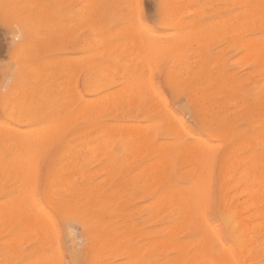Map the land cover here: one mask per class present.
I'll use <instances>...</instances> for the list:
<instances>
[{"label":"rangeland","instance_id":"1","mask_svg":"<svg viewBox=\"0 0 264 264\" xmlns=\"http://www.w3.org/2000/svg\"><path fill=\"white\" fill-rule=\"evenodd\" d=\"M263 70L264 0H0V203L3 204L0 206H4V216L0 219L5 216L7 219L0 220V264H155L153 243L159 236L154 231L164 222L159 217L153 219L152 211L153 206H159L163 185L155 180L152 184V174L157 176L159 172L156 173L154 166L153 173L149 163L171 152V178L180 186L183 183L188 186L199 177L193 170L195 162L191 154L200 151L203 147L200 145L207 146L206 143L209 148L210 144L217 146L212 147L210 168L208 164L203 167L210 171L209 180H206L209 186H205L204 217L212 234L215 232L217 237H214L230 252L234 262L219 261L220 258H205L203 262L264 264V215L255 213L256 208L264 206V185L259 183V186L251 180L245 184L240 182L241 177L239 181H232L236 180V175L238 178L241 175L239 169L233 178L227 176L221 185V165L231 146L241 142L243 146L239 145L243 148L236 149L233 158L244 156L250 148H247L249 138L264 129ZM135 81L145 82V86L151 83L152 86L146 88L142 86L144 83L138 84L144 88L140 91L143 93L150 87V92L155 91L158 97L154 93L151 94L154 98L150 96L149 90L145 94L136 91L139 87H135ZM130 82L135 89L129 87L136 94H130L127 88V96L123 85ZM112 91L118 96L110 93ZM201 93L205 98L200 101L203 105L196 102L202 98ZM109 96L117 98L111 97L114 101L111 99L113 103H110ZM98 97L100 100H96ZM104 100L109 102L108 107ZM102 101L110 113H105ZM90 103L87 120L84 106ZM99 104L104 106L103 110ZM94 108L100 111L95 113L98 118L93 119ZM75 110L78 116L83 113L84 120L77 119ZM90 122H101L102 128L113 131H107L109 134L103 131V134L99 124L93 127ZM129 123L136 133L148 123V126L154 125L150 126L154 128L147 138L155 145L154 152L153 146L147 148V140L142 143L137 139L138 134L137 138L136 135L132 137V132L127 135L132 129L123 133L126 137H121L119 131L118 136L114 135L117 131L112 126L117 130L127 125L130 129ZM138 123L141 125L136 129L134 126ZM177 124L189 134H182L185 130ZM29 131H34L32 135L42 134L41 139L30 140ZM141 132L140 129L139 134ZM25 135L30 141L21 138L24 144L20 137ZM202 141L206 143L200 144ZM101 143H105L103 147ZM181 145L185 147L179 148ZM29 159L36 161L35 169H31L32 165L30 169L26 167ZM231 159L225 163L229 164ZM28 170H33V174H28ZM21 171L28 172L27 180H21L26 175ZM202 173L203 178L208 176L204 170ZM29 181L32 182L28 184ZM248 183H252L251 189L247 188ZM28 185L32 191L29 187L23 188ZM222 193L233 196L232 200L244 209L245 215L241 212L238 219L244 223L248 220V225L253 223L245 224V228H251L257 220L260 223L256 229V224L251 230L247 229L253 234L248 235L253 238L251 241L259 240L254 244L249 239L251 248L257 249L256 254H243L232 239L230 228L221 215ZM31 194L34 201L30 199ZM252 197L260 204L254 201L246 205ZM49 226L55 231L54 236ZM50 234L57 239L49 237ZM184 234L179 236L182 238ZM56 245L59 251L53 255ZM172 253L175 252H168L170 256Z\"/></svg>","mask_w":264,"mask_h":264},{"label":"bare ground","instance_id":"2","mask_svg":"<svg viewBox=\"0 0 264 264\" xmlns=\"http://www.w3.org/2000/svg\"><path fill=\"white\" fill-rule=\"evenodd\" d=\"M179 37V36H178ZM177 37V38H178ZM150 38V37H149ZM150 39H152V38H150ZM150 42V41H149ZM160 45V44H159ZM147 49V48H146ZM256 49V48H255ZM248 50V49H247ZM258 50V49H257ZM158 51V50H157ZM177 52V51H176ZM180 52V51H179ZM174 53H175V51H174ZM145 54V53H144ZM178 54V53H177ZM246 55V54H245ZM141 56V55H140ZM155 56H158V55H155ZM154 56V57H155ZM249 56V55H248ZM247 56V57H248ZM252 56V55H251ZM142 57V56H141ZM151 57H153V56H151ZM262 58V57H261ZM142 59V58H141ZM147 59H149V57L147 58ZM243 59V58H242ZM173 60V59H172ZM259 60H261V59H259ZM151 69H152V67H150ZM154 68V67H153ZM192 69V68H191ZM254 69H255V67H254ZM117 70V69H116ZM148 72H149V70H147ZM171 71V70H170ZM264 71V70H263ZM91 72V71H90ZM102 73H103V70L101 71ZM104 72H106V71H104ZM260 73V72H259ZM104 74V73H103ZM145 75V74H144ZM260 76V75H259ZM150 77V76H149ZM149 77H147L148 78V80H149ZM257 77V76H256ZM260 77H262V76H260ZM145 78H146V76H145ZM142 79V78H141ZM141 79H140V81H141ZM178 79V78H177ZM133 81V80H132ZM210 81V80H209ZM216 81V80H215ZM136 82V81H135ZM89 83H91V82H89ZM144 83V84H143ZM258 83V82H257ZM263 83V82H262ZM125 84V83H124ZM127 84V85H126ZM125 85V87H124V85H123V88H125L126 90H125V92L127 91L128 92V90H127V88L129 89V91L131 92H129L130 94H132V93H135V91L133 90H131V89H135V87L137 86V87H139V86H141L142 84V86L143 87H145L146 88V86L148 85V84H146V86H145V82H136V84H135V87H134V85L133 86H130V84H133L132 82H130V83H126ZM129 84V85H128ZM138 84H139V86H138ZM223 84V83H222ZM151 85V83L148 85V86H150ZM183 85V84H182ZM212 85V84H211ZM131 87V89H130V87ZM152 86V85H151ZM173 86V85H172ZM220 86V85H219ZM142 87V88H143ZM191 87V86H190ZM196 87V86H195ZM214 87V86H213ZM119 88H121V86L119 87ZM140 88L141 87H139V88H137V90L136 91H140ZM142 88H141V91H142ZM153 88V87H152ZM177 88V87H176ZM179 88V87H178ZM144 89V88H143ZM149 89H150V87H149ZM148 89V87H147V89L144 91V92H146V91H148L149 90ZM209 89V88H208ZM119 90H122V88L121 89H119ZM151 90H153V89H151ZM200 90V89H199ZM211 90V89H210ZM111 91V90H110ZM140 91V92H141ZM203 91V90H202ZM115 92V91H114ZM122 93H123V91H121ZM120 92V93H121ZM126 92V93H127ZM143 92V93H144ZM192 92V91H191ZM110 93H112L113 94V91L112 92H110ZM142 93V92H141ZM142 93V94H143ZM147 93V92H146ZM152 93H154L155 95L157 94L155 91L153 92L152 91ZM151 92H150V90H149V93L148 94H150V96H153V98L155 97L154 95H151L152 94ZM189 93V92H188ZM218 93V92H217ZM220 93V92H219ZM225 93V92H224ZM111 94V95H112ZM114 94H116L117 96H118V93L116 92V93H114ZM113 94V95H114ZM124 94V93H123ZM136 94V93H135ZM135 94H133V95H135ZM141 94V95H142ZM145 94V93H144ZM202 94H204V93H201V95L200 96H202ZM208 94H209V92H208ZM108 95V94H107ZM122 95V94H121ZM129 94L127 93V96H128ZM139 95H140V93H139ZM138 95V96H139ZM140 95V96H141ZM106 96V95H105ZM104 96V97H105ZM117 96H116V98H117ZM120 96V95H119ZM136 96V95H135ZM134 96V97H135ZM144 96V95H143ZM148 96V95H147ZM157 96V95H156ZM195 96V95H194ZM107 97V96H106ZM105 97V98H106ZM111 97H113V96H111ZM110 96H109V98H110V103H113V98L114 99H116L115 97H113V98H111ZM158 97V96H157ZM156 97V98H157ZM160 97V96H159ZM214 97V96H213ZM264 97V96H263ZM100 97H98L96 100H98ZM108 98V99H109ZM119 98H121V97H119ZM126 98V97H125ZM130 98H131V96H130ZM136 99H138V98H140V97H135ZM148 98V97H147ZM147 98H146V100H147ZM149 98H151V97H149ZM262 98V97H261ZM111 99L113 100V101H111ZM122 99H124L123 97H122ZM129 99V98H128ZM152 99V98H151ZM196 99V98H195ZM203 99H205L203 96H202V98L201 99H197L198 101H196V102H198V103H200V101H204ZM100 100V99H99ZM107 100V99H106ZM106 100H104L105 102H106V104H107V107H108V104H109V102L108 101H106ZM133 99H131V101H132ZM156 100V99H155ZM161 100V99H160ZM213 100H215V99H213ZM212 100V101H213ZM231 100V99H230ZM261 100V99H260ZM136 101V100H135ZM134 101V102H135ZM151 101V100H150ZM149 101V102H150ZM256 101V100H255ZM103 102V101H102ZM108 102V103H107ZM202 102L200 103L201 105H203L202 104ZM217 102V101H216ZM118 103V102H117ZM158 103H160V102H158ZM103 105H104V102L102 103ZM100 105L99 104V108L101 109V108H103L104 106L103 105ZM119 104V103H118ZM132 104V103H131ZM148 104V103H147ZM206 104V103H205ZM208 104V103H207ZM91 105V103L89 104V105H86V107L84 106V110L87 108V110H85V111H87V112H85L84 114H88V106H90ZM97 105V104H96ZM128 105V104H127ZM151 105V104H150ZM153 105V104H152ZM158 105V104H157ZM95 106V105H94ZM103 106V107H102ZM111 106V105H110ZM118 106V105H117ZM126 106V105H125ZM124 106V107H125ZM154 106V105H153ZM199 106V105H198ZM96 107H98V106H96ZM106 107V106H105ZM107 107H106V110H105V113L108 111L107 110ZM116 107V105L114 106V108ZM197 107V106H196ZM216 107V106H215ZM83 108V107H82ZM98 108V110L96 109V108H94L95 110H94V116L92 117V113H90V115H91V118H93L94 119V117L96 116V114L95 113H99V111H100V109ZM112 108V107H111ZM110 108V109H111ZM114 108H112V110L114 109ZM119 108V107H118ZM117 108V110H119ZM123 108V107H122ZM166 108V107H165ZM90 109H92L93 110V107L91 108L90 107ZM89 109V110H90ZM109 109V110H110ZM148 109V108H147ZM218 109V108H217ZM91 110V111H92ZM101 110H103V109H101ZM76 111V110H75ZM151 111V110H150ZM209 111V110H208ZM90 112V111H89ZM93 112V111H92ZM111 111H109V112H107V113H110ZM112 112H115V111H112ZM167 112V111H166ZM221 112V111H220ZM75 113H77V119H82V118H84V115H83V113H82V115L81 114H79L80 116H78V111H76ZM101 113H102V111H101ZM106 113V114H107ZM116 113V112H115ZM132 113V112H131ZM169 113H170V111H169ZM222 113V112H221ZM260 113V112H259ZM197 114V113H196ZM214 114V113H213ZM99 115H101V114H99ZM105 115V114H104ZM103 114L101 115V116H104ZM111 115V114H110ZM170 115V114H169ZM171 115H172V113H171ZM251 115V114H250ZM83 116V117H82ZM89 116V114L88 115H86V117H87V120H88V118L90 117H88ZM108 116V115H107ZM168 116V115H167ZM199 116V115H198ZM225 116V115H224ZM253 116V115H252ZM257 116V115H256ZM97 118H98V115L96 116ZM106 117V116H105ZM172 117H173V115H172ZM74 118V117H73ZM75 118H76V116H75ZM131 118V117H130ZM176 117H175V115H174V119H175ZM210 118H211V116H210ZM254 118V117H253ZM258 118V117H257ZM108 119V118H107ZM223 119H225V118H223ZM70 120H71V118H70ZM82 120H84V119H82ZM85 120H86V118H85ZM97 120V119H96ZM95 120V121H96ZM154 120V119H153ZM233 120V119H232ZM151 121V120H150ZM175 121H176V119H175ZM178 121V120H177ZM177 121H176V123H177ZM65 122V121H64ZM94 122V121H93ZM174 122V121H173ZM219 122H220V120H219ZM255 122V121H254ZM101 123V122H100ZM100 123L99 122H96L95 124H99L98 126H101L100 125ZM107 123V122H106ZM120 123V122H119ZM118 123V124H119ZM124 123V122H123ZM123 123H121L122 125H123ZM131 123V122H130ZM129 123V124H130ZM137 123V122H136ZM135 123V124H136ZM152 123V122H151ZM150 123V124H151ZM175 123V124H176ZM198 123V122H197ZM89 124H91V122L89 123ZM94 124V123H93ZM93 124H91V126H95V124L93 125ZM117 124V125H118ZM125 124H126V122H125ZM124 124V125H125ZM128 124V125H129ZM132 124H134V123H132ZM144 124H146V123H144ZM149 124V123H148ZM148 124H146V125H144V126H142V128H136V127H140L139 125H141V124H139L138 123V126L137 125H135L134 127L136 128V129H138V132L136 133V131L137 130H135V129H132V127H133V125L131 126V124H130V126L129 127H131L130 129L129 128H127L128 126L126 125V129L127 130H125L124 129V127L123 126H120V127H122V129L121 128H119L118 129V127H117V130H116V126H115V128H113V126H112V129H114L115 131H117L116 132V134H114L115 133V131H114V135L115 136H118V131H119V133H122V134H119V135H121V137L122 136H124V135H126V134H123L124 132H127L128 130H131L130 132H128L127 133V135L129 134V133H131V135H132V137L133 136H135L136 135V138L139 140V139H141V140H139V141H141L142 143H143V141H145V140H147V138H150V136H151V132H152V130H153V128L154 127H150V126H154L155 124L154 123H152V124H154V125H150V126H148ZM256 124V123H255ZM264 124V123H263ZM115 125V124H114ZM143 125V124H142ZM162 125H163V123H162ZM178 126H179V128H181L182 129V131H183V129L184 128H182V126L180 127V125L179 124H177ZM177 125H175V126H177ZM214 125V124H213ZM261 125V124H260ZM59 126V125H58ZM107 126V125H106ZM110 126V125H109ZM50 127V126H49ZM86 127V126H85ZM84 127V128H85ZM89 127V126H88ZM145 127V128H144ZM149 129H148V128ZM56 128V127H55ZM58 128V127H57ZM83 128V129H84ZM100 128V130H102V133H103V131H104V133L106 134L107 133V131L108 132H112V131H110L111 129H107V131H106V128L104 129V128H102V126L101 127H99ZM108 128H110V127H108ZM171 128H173V127H171ZM14 129H15V127H14ZM28 129V128H27ZM30 129V128H29ZM37 129V128H36ZM86 129V128H85ZM89 129H92V128H89ZM120 129H121V131H120ZM140 129H141V133L139 134V132H140ZM181 129H180V131L179 132H181ZM231 129V128H230ZM233 129V128H232ZM17 130V129H16ZM19 130V129H18ZM24 130V129H23ZM35 130V129H34ZM39 130H41V129H39ZM82 130V129H81ZM87 130V129H86ZM122 130H124L123 132H122ZM133 130H134V133H133ZM144 130V131H143ZM174 130V129H173ZM185 130V129H184ZM228 130V129H227ZM22 131V130H21ZM42 131V130H41ZM40 131V132H41ZM51 131V130H50ZM80 131V130H79ZM99 131V130H98ZM175 131H176V129H175ZM37 133H38V131H36ZM43 132V131H42ZM41 132V133H42ZM81 132V131H80ZM84 132V131H83ZM184 132H186V130L185 131H183V133L182 134H184ZM213 132H215V131H213ZM27 133H28V131H27ZM26 133V134H27ZM32 133H34V131L33 132H31L30 133V131H29V134H30V136H28L29 138H30V140L32 139V138H40L41 139V137L43 136H45V134H44V132H43V134L44 135H42V134H40V133H38V134H34V135H32ZM99 133V132H98ZM103 133V134H104ZM217 133V132H216ZM29 134H27V135H29ZM107 134H109V133H107ZM137 134H138V136H137ZM186 134H189V133H187L186 132ZM31 135H32V137H31ZM40 135H42L41 137H39ZM51 135H53V134H51ZM76 135V134H75ZM96 135H98V134H96ZM110 135H112V134H110ZM131 135H129V136H131ZM191 135V134H190ZM26 136V135H25ZM34 136V137H33ZM47 136V135H46ZM54 136V135H53ZM82 137H84V136H82ZM87 137V136H86ZM85 137V138H86ZM90 136H88V138H89ZM97 137H99V136H97ZM107 137V136H106ZM112 137H113V135H112ZM124 137H126V136H124ZM131 137V140L133 139ZM21 138H27V136L26 137H20V139ZM29 138H27V139H25V141H27L28 140V142L30 141L29 140ZM71 138V137H70ZM84 138V139H85ZM235 138H237V137H235ZM47 139V138H46ZM48 139H51V137L50 138H48ZM99 139V138H98ZM101 139H104V137L102 138L101 137ZM105 139H107V138H105ZM104 139V140H105ZM109 139V138H108ZM115 139V138H114ZM196 139H198V138H196ZM199 139L201 140V138L199 137ZM250 140L248 141L249 142V144H248V142H246L247 144V148H249V146H250V148H249V151H251V152H247V153H245V155L243 156H241V157H238V156H236V158H233L234 157V151L236 150V149H242V148H240V145L239 144H241V142H237V143H235L234 144V146H231V151L228 153V155H226L225 156V158H224V160H223V163H222V165H221V168H222V172H223V174H222V176H221V185H222V183H223V180L227 177L228 179H230V178H233L232 176L235 174V172L239 169V171H242V173L241 172H239V173H241V175L239 176V178H238V175H234L235 177V179L236 180H233L232 179V181H234V182H236V181H239V180H237V179H240V177H241V180H240V182L241 181H243L245 184L249 181L250 182V180H251V182H255L256 181V183H258V185H259V183H260V185L262 184V186L264 185V168H261L260 167V165H264V129H262V130H260L257 134H255L252 138L250 137L249 138ZM22 140V139H21ZM38 140V139H37ZM36 140V141H37ZM103 140V141H104ZM130 140V141H131ZM138 140H137V142H138ZM200 140H197V141H200ZM232 141L234 140V139H231ZM23 141V140H22ZM21 141V143H23ZM35 141V142H36ZM100 141V140H99ZM102 141V142H103ZM195 141V140H194ZM32 142H34L33 140H32ZM41 142H42V140H41ZM125 142H126V140H125ZM128 142V141H127ZM134 142V141H133ZM135 142H136V140H135ZM141 142H139V144L141 143ZM188 142V141H187ZM196 142V141H195ZM205 142V141H204ZM204 142L202 141L200 144H204ZM89 143V142H88ZM87 143V144H88ZM93 143V142H92ZM146 143L147 144H149L148 146H147V148H151L152 146H153V152H154V147H155V145L154 144H152L151 143V141H146ZM185 143V142H184ZM191 143V142H190ZM206 143V142H205ZM24 144H25V142H24ZM95 144V143H94ZM97 144V143H96ZM102 144L103 143H101L100 145L102 146ZM105 144V143H104ZM104 144H103V146H104ZM109 144V143H108ZM111 144V143H110ZM128 144V143H127ZM191 144H193V142L191 143ZM243 144H245V143H243ZM107 145V144H106ZM142 145V144H141ZM161 145V144H160ZM172 145V144H171ZM196 145V144H195ZM194 145V146H195ZM206 145L207 146H205V145H200L202 148H200V151H198L197 153H192L191 155H192V157H193V161L195 162L193 165H194V168H193V170H194V172L195 173H199V177H198V179H194L193 181H191V183H190V185L188 184V186H185V183H183L184 185H182V186H180V185H178V184H176L175 182H173V180H172V178H171V173H172V165H173V163H172V160H171V152H168V148L166 149L167 151L166 152H168V153H165L164 155H162V157L160 158V159H158L155 163L153 162V163H149V169L151 168V170H152V172L154 173V166H155V168H156V173H158V174H156L157 176H154V174H152V176H153V179H152V181H153V183L152 184H154V180L155 181H157V182H159V183H162V185H163V192L160 194V196H159V199H158V207L157 208H155L154 206H153V211H152V215H153V219H154V217L155 218H157V217H159L160 218V220L162 221V222H164V224H162V227L161 228H159V229H157V230H155L154 232H155V234H158V239H156V241H154V243H153V250H154V263L155 264H158V263H160V264H169V263H180V264H183V263H186V262H192V263H194V264H206V263H204L203 262V260L205 259V258H207V259H216L217 260V258H220V260L219 261H223L224 259H226V260H228V261H232V263L234 262L233 260H231V259H233V258H231L229 255H230V252H228L226 249H224V248H222V243L220 242V240L219 239H217V238H215V237H217V235H215V232H213V234H212V230H210V226H209V224L206 222V220H205V217H204V205H205V196L207 195V191H206V187H207V185H208V181H206V180H209L208 179V177H209V175H210V171L208 170L209 168H210V165H211V161H212V159H211V157L213 158V150H212V145L210 144L209 146H211V148H209L208 147V144L206 143ZM242 145V144H241ZM24 146V145H23ZM26 146V145H25ZM28 146V145H27ZM42 146V145H41ZM82 146V145H81ZM89 146V145H88ZM93 146V145H92ZM95 146V145H94ZM94 146H93V148H94ZM99 146V145H98ZM100 146V147H101ZM102 146V147H103ZM124 146V145H123ZM127 146V145H126ZM189 146H192V145H189ZM197 146H199V145H197ZM215 146H217L216 144H215ZM214 146V147H215ZM243 146V145H242ZM13 147V146H12ZM37 147V146H36ZM43 147H44V143H43ZM90 147H91V145H90ZM100 147H98V148H100ZM101 147V148H102ZM185 147V145H181V147L179 146V148H184ZM196 147V146H195ZM214 147H213V149H214ZM246 147H244V148H246ZM21 148V147H20ZM77 148V147H76ZM92 148V149H93ZM29 149V148H28ZM89 149V148H88ZM134 149V148H133ZM194 149V148H193ZM30 150H31V146H30ZM36 150H37V148H36ZM58 150V149H57ZM100 149H98V151H99ZM102 150V149H101ZM196 150H198V149H195V151ZM207 150H209V151H207ZM245 150V149H244ZM27 151V150H26ZM66 152L65 153H67V150H65ZM69 151V150H68ZM90 151H91V149H90ZM140 151V150H139ZM150 151V150H149ZM212 151V152H211ZM44 152V151H43ZM182 152V151H181ZM190 152V151H189ZM191 152H193V150L191 149ZM27 153V152H26ZM38 153V152H37ZM69 153V152H68ZM93 153V152H92ZM139 153V152H138ZM164 153V152H163ZM39 154V153H38ZM43 154V153H42ZM103 154V153H102ZM141 154V153H140ZM210 154V156H208ZM26 155V154H25ZM30 155V154H29ZM146 155V154H145ZM18 156V155H17ZM28 156V155H27ZM100 156V155H99ZM159 156V155H158ZM15 157V156H14ZM24 157V156H23ZM29 157V156H28ZM27 157V158H28ZM34 157H35V155H34ZM189 157V156H188ZM21 157H19V159H20ZM26 158V157H25ZM26 158V159H27ZM36 158H37V155H36ZM36 158H34V159H36ZM96 158V157H95ZM144 158V157H143ZM232 158V159H231ZM18 159V160H19ZM77 159V158H76ZM128 159V158H127ZM154 159V158H153ZM153 159H151V160H153ZM190 159L192 160V158L190 157ZM189 159V160H190ZM227 159H231L230 161H229V164H226L225 162H226V160ZM0 160H1V158H0ZM12 160V159H11ZM16 160V159H15ZM21 160V159H20ZM28 160V159H27ZM63 160V159H62ZM61 160V161H62ZM93 160V159H92ZM150 160V161H151ZM25 161V160H24ZM23 161V162H24ZM32 161V162H31ZM34 161V162H33ZM180 161V160H179ZM21 162V161H20ZM52 162V161H51ZM71 162H72V160H71ZM152 162V161H151ZM13 163V162H12ZM17 163V162H16ZM30 163H32V164H30ZM34 163H36V161L35 160H33V159H29V164L26 166V167H28V169H30V165H32V168L31 169H35L34 168V166L33 165H35ZM177 163V162H176ZM180 163V162H179ZM184 164V163H183ZM206 164H208V166H209V168L208 169H203V167L204 166H206ZM144 165V164H143ZM142 165V166H143ZM147 165V164H146ZM192 165V164H191ZM9 166V165H8ZM18 166V165H17ZM24 166V165H23ZM23 166H22V168H23ZM49 166V165H48ZM57 166H58V164H57ZM68 166V165H67ZM55 167H56V165H55ZM112 167V166H111ZM144 167V166H143ZM191 167H193V166H191ZM14 168V167H13ZM19 168V167H18ZM205 168V167H204ZM15 169H16V167H15ZM14 169V170H15ZM21 169V168H20ZM141 169H142V167H141ZM189 169V168H188ZM204 170V173H207V174H205L207 177V179L206 178H203L202 176H203V173H202V175L200 174L201 172H203V170ZM19 170V169H18ZM17 170V171H18ZM24 170V169H23ZM96 170V169H95ZM99 170V169H98ZM108 170V169H107ZM147 170H148V168H147ZM183 170V169H182ZM189 170H191V168L189 169ZM202 170V171H201ZM9 171H11V170H9ZM12 171H13V169H12ZM11 171V172H12ZM33 171V170H32ZM31 170H28V174H30V175H32L33 174V172H32ZM104 171V170H103ZM135 171V170H134ZM133 171V172H134ZM178 171V170H177ZM19 172V171H18ZM18 172H17V174H18ZM22 172V171H21ZM24 172V171H23ZM22 172V173H23ZM26 172H24V174L26 173ZM60 172V171H59ZM144 172V171H143ZM183 172H184V170H183ZM189 172V171H188ZM209 172V173H208ZM26 173V175H27V177H26V175H23V176H25V178H21V180L22 179H28V174ZM52 173L54 174V172L52 171ZM63 173V172H62ZM106 173V172H105ZM135 173V172H134ZM190 173V172H189ZM11 174V173H10ZM21 174V173H20ZM76 174V173H75ZM9 175V174H8ZM14 175V174H13ZM83 175V174H82ZM108 175V174H107ZM143 174H141V176H142ZM187 175V174H186ZM230 175V176H229ZM12 176V175H11ZM56 176V175H55ZM59 176V175H58ZM67 176H69V175H67ZM76 176V175H75ZM194 176V175H193ZM192 176V177H193ZM64 177V176H63ZM62 177V178H63ZM71 177H72V175H71ZM102 177V176H101ZM154 177H155V179H154ZM157 177V178H156ZM184 177V176H183ZM205 177V176H204ZM13 178H14V176H13ZM30 178V177H29ZM51 178V177H50ZM59 178H61V177H59ZM67 178V177H66ZM26 179V180H27ZM31 179H33V177L31 178ZM51 179H53V178H51ZM157 179V180H156ZM227 179V180H228ZM141 180V179H140ZM23 181V180H22ZM21 181V183H23ZM49 181V180H48ZM48 181H46V182H48ZM228 181H231V180H228ZM5 182V181H4ZM20 182V181H19ZM26 182V181H25ZM32 181H29L28 182V184L29 183H31ZM225 182H227V181H225ZM142 183V182H141ZM186 183H188V182H186ZM205 183H207V184H205ZM54 185L56 184V183H53ZM58 184V183H57ZM57 184L55 185V186H57ZM228 184V183H227ZM226 184V185H227ZM229 184L231 185L232 183L231 182H229ZM249 184V183H248ZM20 185V184H19ZM26 185V184H25ZM251 185H252V183H251ZM250 184L247 186V188L249 189H251L252 188V186H251ZM259 185V186H260ZM18 186V185H17ZM62 186V185H61ZM63 186H64V183H63ZM206 186V187H205ZM209 186V185H208ZM231 186H233V185H231ZM237 185H235V187H236ZM241 186H243V184L241 185ZM249 186H251V187H249ZM256 186V185H255ZM259 186H256V187H259ZM261 186V187H262ZM21 187V186H20ZM25 187H31L30 185H28V186H24L23 188H25ZM65 187V186H64ZM255 187V188H256ZM4 188V187H3ZM32 188V187H31ZM30 188V189H31ZM208 188V187H207ZM230 188V187H229ZM232 188V187H231ZM237 188H239V187H237ZM240 188H243V187H240ZM254 188V187H253ZM254 188V189H255ZM260 188V187H259ZM263 188V187H262ZM52 189H53V187H52ZM156 189V188H155ZM203 189H205V191L203 190ZM247 189V190H248ZM261 189V188H260ZM260 189H258V191L260 190ZM24 190V189H23ZM27 190V189H26ZM69 190V189H68ZM256 190V189H255ZM255 190H253V191H255ZM4 191V190H3ZM30 191V190H29ZM31 191H32V189H31ZM50 191V190H49ZM65 191V190H64ZM154 191V190H153ZM243 191H245L244 189H243ZM252 191V193H254ZM261 191V190H260ZM259 191V192H260ZM21 192V191H20ZM27 192V191H26ZM57 192V191H56ZM203 192V193H202ZM256 192H257V190H256ZM255 192V194H258V193H256ZM24 193V192H23ZM28 193V192H27ZM30 193L31 192H29V194H27L28 195V197H29V195H30ZM55 193V192H54ZM58 193V192H57ZM61 193V192H60ZM218 193V192H217ZM233 193V192H232ZM263 193V192H262ZM151 194V193H150ZM264 194V193H263ZM22 195V194H21ZM51 195V194H50ZM218 195V194H217ZM229 195V196H228ZM225 194V193H222L221 194V207H222V209H221V215H222V217H223V219H224V221H225V223H226V225H228L229 226V228H230V233H231V236H232V239L234 240V242H236V244L238 243V246H239V251H241V252H243V254H248V255H254V254H256L257 252V249L256 248H258L259 247V245H260V243L259 244H257V246H255L254 244H255V241H257L256 243H258V241L259 240H253V241H251L253 238H250L252 235H250L249 234V232H248V230H251L252 228H253V226L256 224H254L251 228L249 227V228H245V224H246V221H248V220H246V219H248L247 217H246V219L245 218H243V220L245 221V223L244 222H241V219L239 218L238 219V217L240 216L239 214L242 212L243 213V211L242 210H244V209H242L241 208V206L237 203V202H235V200L233 201L232 199H233V196H231L230 194ZM248 195H251V194H248ZM54 196V195H53ZM72 196V195H71ZM153 196H154V193H153ZM31 197H32V194H31V196H30V199H31ZM62 197V196H61ZM67 196H65V197H62V198H66ZM82 197H83V195H82ZM5 198V197H4ZM21 198V197H20ZM98 198V197H97ZM155 198V197H154ZM12 199H14V198H12ZM18 199V198H17ZM23 199V198H22ZM24 199H26L25 198V195H24ZM251 199V200H250ZM249 200L250 201H248L247 200V202H246V205H247V203L249 202L250 204L251 203H254V201H255V204H256V200H254L253 199V197L252 198H250ZM256 199V198H255ZM3 200V199H2ZM16 200V199H15ZM19 200V199H18ZM29 199H27V201H28ZM32 200H33V197H32ZM59 200V199H58ZM94 200H96V199H94ZM152 200V199H151ZM155 200V199H154ZM8 201H10L9 199H8ZM26 201V202H27ZM31 201V200H30ZM29 201V202H30ZM34 201V200H33ZM61 201H66V200H62L61 199ZM81 201H83V200H81ZM153 201V200H152ZM156 201V200H155ZM18 202V201H17ZM66 202H69V200L68 201H66ZM239 202V201H238ZM258 202H259V200H258ZM257 202V204H260V202L258 203ZM3 203V202H2ZM22 203V202H21ZM70 203V202H69ZM76 203V202H75ZM94 203V202H93ZM262 203H263V200H262ZM6 204V201H5V203H4V205ZM7 204H8V202H7ZM18 204V203H17ZM32 204H34L33 202H32ZM30 205V206H33V208L35 209V206L34 205ZM78 204V203H77ZM245 204V203H244ZM264 204V203H263ZM0 205H3V204H1L0 203ZM9 205V204H8ZM151 205H153V204H151ZM150 205V207L152 208V206ZM156 205V204H155ZM242 205V204H241ZM245 205V206H246ZM7 206V205H6ZM10 206V205H9ZM8 206V207H9ZM20 206V205H19ZM26 206V205H25ZM24 206V207H25ZM29 206V205H28ZM30 206H29V208H30ZM244 206V205H243ZM244 206V207H245ZM257 205H255L254 207H256ZM1 207V206H0ZM7 207V208H8ZM49 207V206H48ZM138 207V206H137ZM247 207V206H246ZM245 207V208H246ZM250 207H251V209H253L252 208V205H250ZM264 207V206H263ZM263 207H261V208H256L257 210L255 211V213H258L259 215H264V208ZM4 206L3 207H1V212L0 213H2L1 215H0V217L3 215L4 216ZM17 208V207H16ZM248 208V207H247ZM10 209V208H9ZM9 209H5V211L7 210H9ZM14 209V208H13ZM63 209V208H62ZM88 209V208H87ZM36 210V209H35ZM75 210V209H74ZM144 210V209H143ZM147 210V209H146ZM34 211V210H33ZM33 211H31V213H33ZM248 211V210H247ZM246 211V212H247ZM14 212H16V211H14ZM151 212V211H150ZM251 212L253 213V214H255L254 212H253V210H251ZM9 213V212H8ZM11 213V212H10ZM18 213H19V211H18ZM25 213V212H24ZM36 213H37V211H36ZM36 213L34 214V216L36 215ZM41 213V212H40ZM73 213V212H72ZM149 213V212H148ZM248 213V212H247ZM14 213L12 212V215H13ZM244 214V213H243ZM22 215V214H21ZM32 215V214H31ZM31 215H30V219H31ZM37 215H38V213H37ZM36 215V216H37ZM42 214H40V220H41V216ZM245 215V214H244ZM7 216H9V215H7ZM18 216V215H17ZM27 216H29V215H27ZM39 216V215H38ZM37 216V217H38ZM243 216V215H242ZM246 216H249V213L246 215ZM6 217V216H5ZM5 217H3L4 219H6ZM244 217V216H243ZM255 217H256V215H255ZM3 218H1L0 220H2ZM12 218H13V216H12ZM20 218V217H19ZM28 218V220L30 221V219ZM34 218H36V217H34ZM95 218H96V215H95ZM24 219V218H23ZM250 219V218H249ZM7 220V219H6ZM11 220V219H10ZM27 220V219H26ZM32 220H33V218H32ZM38 218H37V221H40ZM48 220V219H47ZM86 220V219H85ZM159 220V219H158ZM3 221V220H2ZM29 221H28V223L27 224H30L29 223ZM31 222V221H30ZM84 222V221H83ZM4 224H2V225H5V222H3ZM39 223V222H38ZM160 223V222H159ZM244 223V224H243ZM248 223V222H247ZM252 223V222H251ZM259 222H258V220H257V224H258ZM35 224H37L36 222H35ZM40 224V223H39ZM39 224H37V225H39ZM50 224V223H49ZM253 224V223H252ZM252 224H249V225H252ZM255 225V229H256V226L258 227V225L260 224H258V225ZM40 225H43L42 223L40 224ZM44 225H46V224H44ZM43 225V226H44ZM247 226H249L248 224H246ZM28 226H30V225H28ZM43 226H41V228L43 227ZM210 227V228H209ZM225 227H227V226H225ZM39 228V227H38ZM47 228V227H46ZM49 228H50V231H52V234H53V236H54V232L55 231H53V229L49 226ZM108 228V227H107ZM36 229H37V227H36ZM246 229V230H245ZM248 229V230H247ZM255 229H254V231H255ZM2 230V229H1ZM38 230V229H37ZM43 230H45V229H43ZM94 230V229H93ZM226 230V229H225ZM42 231V230H41ZM214 231V230H213ZM46 232V231H45ZM182 232H185V234L183 235V237L181 238L179 235L182 233ZM257 232V231H256ZM255 232V233H256ZM41 233H43V231L41 232ZM259 233V232H258ZM47 234V233H46ZM56 234V233H55ZM90 234V233H89ZM123 234V233H122ZM125 234V233H124ZM193 234H196V236L195 237H192L193 236ZM8 235V234H7ZM43 235H45V234H43ZM42 235V237L44 238L45 236H43ZM95 235V234H94ZM248 235H250V237L248 236ZM11 236V235H10ZM38 236L40 237V234H38ZM56 236V235H55ZM92 236V235H91ZM215 236V237H214ZM256 236V235H255ZM258 236V235H257ZM256 236V237H257ZM49 237H52V235L50 234V236ZM49 237H47V239L49 240ZM121 237V236H120ZM7 238V237H6ZM9 238V237H8ZM14 238V237H13ZM16 238H18L17 236H16ZM46 238V237H45ZM52 238H55V237H52ZM51 238V239H52ZM116 238V237H115ZM119 238V237H118ZM255 238V237H254ZM9 239H11V237L9 238ZM57 239V237L55 238V240ZM249 239H250V241L252 242V243H254L253 245L256 247L255 249L256 250H254V248H251V247H253L252 246V244H249L250 243V241H249ZM14 240V242H15V240L16 239H13ZM25 240V239H24ZM54 240V239H53ZM54 240V241H55ZM80 240V239H79ZM114 240V239H113ZM50 241V240H49ZM56 243L55 244H57V241H55ZM3 243V242H2ZM97 243V242H96ZM88 245V244H87ZM4 246V245H3ZM12 246V245H11ZM95 247H96V245H95ZM264 247V246H263ZM55 249V251H56V253L55 254H53V255H56L58 252L57 251H59L58 250V247H57V245H56V247H54ZM51 250H53V248L51 249ZM50 250V251H51ZM170 250H173L175 253L172 255V256H170L169 254H168V252L170 251ZM111 251H113V250H111ZM53 252V251H52ZM51 253V252H50ZM97 253V252H96ZM48 254V253H47ZM83 254V253H82ZM59 255V254H58ZM57 255V256H58ZM110 255V254H109ZM51 256H52V253H51ZM41 257V256H40ZM82 257V256H81ZM259 257H260V255H259ZM53 258V257H52ZM55 258V257H54ZM71 258V257H70ZM88 258V257H87ZM102 258V257H101ZM94 259V258H93ZM103 259V258H102ZM105 259V258H104ZM247 259H248V257H247ZM249 259H250V257H249ZM263 259V258H262ZM40 260H42V259H40ZM52 260V259H51ZM259 260H261V259H259ZM258 260V261H259ZM127 261V260H126ZM205 261V260H204ZM214 262H215V260H213ZM225 261V260H224ZM251 261V260H250ZM47 262H49V261H47ZM206 262V261H205ZM230 262L228 263V264H230ZM254 262V261H253ZM89 263V262H88ZM97 263V262H96ZM99 263V262H98ZM119 263V262H118ZM188 263V264H189ZM221 262H219V264H220ZM226 264H227V262H225ZM231 263V264H232ZM252 263V262H251ZM255 263V262H254ZM116 264V263H115ZM123 264V263H122Z\"/></svg>","mask_w":264,"mask_h":264}]
</instances>
